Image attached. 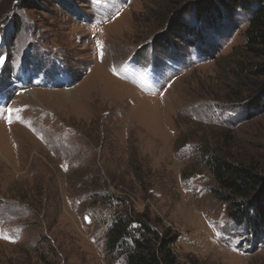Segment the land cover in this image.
<instances>
[{
    "label": "rangeland",
    "instance_id": "374dc122",
    "mask_svg": "<svg viewBox=\"0 0 264 264\" xmlns=\"http://www.w3.org/2000/svg\"><path fill=\"white\" fill-rule=\"evenodd\" d=\"M193 1L0 0V264H122L126 213L176 264H264L206 164L264 174V56L249 12Z\"/></svg>",
    "mask_w": 264,
    "mask_h": 264
},
{
    "label": "trees",
    "instance_id": "16d2710c",
    "mask_svg": "<svg viewBox=\"0 0 264 264\" xmlns=\"http://www.w3.org/2000/svg\"><path fill=\"white\" fill-rule=\"evenodd\" d=\"M214 3L250 13L245 30L247 46L253 55L264 56V0H200L190 2V7L200 19ZM206 164L220 189L227 193L222 199L236 200L235 210L230 215L240 224L249 226L258 238L264 232V192L253 195L264 185V174L254 165L235 164L219 156H212ZM151 220H140L128 213L117 218L107 231L109 252L122 257V264H176L171 244L177 237L169 230L160 231L150 223Z\"/></svg>",
    "mask_w": 264,
    "mask_h": 264
},
{
    "label": "snow or ice",
    "instance_id": "6c2138e0",
    "mask_svg": "<svg viewBox=\"0 0 264 264\" xmlns=\"http://www.w3.org/2000/svg\"><path fill=\"white\" fill-rule=\"evenodd\" d=\"M0 63H3V59L2 58H0Z\"/></svg>",
    "mask_w": 264,
    "mask_h": 264
},
{
    "label": "bare ground",
    "instance_id": "6f19581e",
    "mask_svg": "<svg viewBox=\"0 0 264 264\" xmlns=\"http://www.w3.org/2000/svg\"><path fill=\"white\" fill-rule=\"evenodd\" d=\"M29 92H31V90H29Z\"/></svg>",
    "mask_w": 264,
    "mask_h": 264
}]
</instances>
